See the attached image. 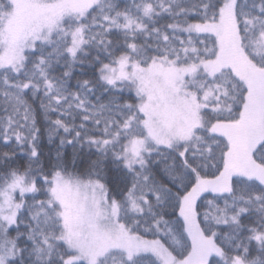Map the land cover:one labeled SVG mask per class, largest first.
I'll list each match as a JSON object with an SVG mask.
<instances>
[{"label": "snow or ice", "instance_id": "snow-or-ice-1", "mask_svg": "<svg viewBox=\"0 0 264 264\" xmlns=\"http://www.w3.org/2000/svg\"><path fill=\"white\" fill-rule=\"evenodd\" d=\"M0 264H264V0H0Z\"/></svg>", "mask_w": 264, "mask_h": 264}]
</instances>
